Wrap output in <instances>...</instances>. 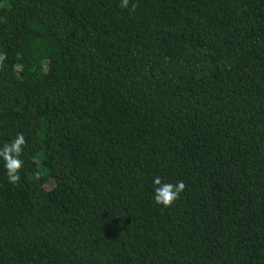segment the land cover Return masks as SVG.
<instances>
[{
	"label": "trees",
	"instance_id": "obj_1",
	"mask_svg": "<svg viewBox=\"0 0 264 264\" xmlns=\"http://www.w3.org/2000/svg\"><path fill=\"white\" fill-rule=\"evenodd\" d=\"M121 4L0 0V264H264V0Z\"/></svg>",
	"mask_w": 264,
	"mask_h": 264
},
{
	"label": "clouds",
	"instance_id": "obj_2",
	"mask_svg": "<svg viewBox=\"0 0 264 264\" xmlns=\"http://www.w3.org/2000/svg\"><path fill=\"white\" fill-rule=\"evenodd\" d=\"M129 0H122L121 7L127 8ZM137 5H132V11H136ZM6 59V54H0V67ZM27 146V141L23 134H17V137L10 143H7L0 148V159L4 161L7 171V177L10 183L17 184L21 180V171L24 168V161L21 159L24 154V148ZM35 179H39L37 173ZM156 187L155 203L164 207H172L181 197V194L186 191V185L183 181H178L176 184L162 183L160 177H156L154 181Z\"/></svg>",
	"mask_w": 264,
	"mask_h": 264
}]
</instances>
